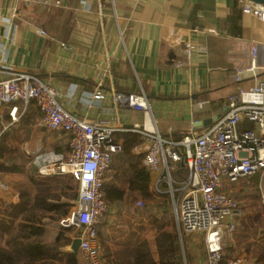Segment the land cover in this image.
<instances>
[{
	"label": "crops",
	"instance_id": "0c3cea01",
	"mask_svg": "<svg viewBox=\"0 0 264 264\" xmlns=\"http://www.w3.org/2000/svg\"><path fill=\"white\" fill-rule=\"evenodd\" d=\"M57 1L0 0V67L53 82L63 105L80 117L104 116L138 125L126 139L134 153L132 162L124 153L117 154L106 173L107 200L110 193L120 202L109 205L99 238L112 264H118L119 256L137 264L128 251H144L140 238L146 239L147 251L158 262V242L156 254L148 234L149 226L157 230L148 211L155 202L142 204L143 197H155V172L147 167L153 195L145 196L135 164L137 159L146 167L151 120L156 116L162 134L176 141L184 137L182 127L202 131L223 117L231 95L252 84L250 77L238 80V68L250 63L253 43H264V20L244 12L241 0ZM29 5L35 8L30 10ZM14 8L17 17L12 16ZM185 38L193 41L194 54L180 64ZM260 77L264 79V71ZM142 89L154 111L147 120L144 111L119 106L115 99L117 91ZM200 102L205 108H199ZM41 118L35 101L0 105V264H87L81 248L76 252L73 246L81 228L65 222L73 204L71 194L38 195L36 184L54 176H71L80 187L73 173L55 171L57 154L70 149V134L41 126ZM11 156L13 165L8 163ZM10 172L15 179L7 178L5 173ZM187 174L186 166L183 176L179 168L173 169L175 179ZM123 175H129L136 195L126 191L129 181ZM163 185L168 187L167 182ZM129 196L135 200L129 201ZM168 196L173 211V198ZM23 200L27 206L17 210ZM236 252L229 256L242 254ZM243 255L250 259L245 264H260L255 252Z\"/></svg>",
	"mask_w": 264,
	"mask_h": 264
},
{
	"label": "built area",
	"instance_id": "2783aa9c",
	"mask_svg": "<svg viewBox=\"0 0 264 264\" xmlns=\"http://www.w3.org/2000/svg\"><path fill=\"white\" fill-rule=\"evenodd\" d=\"M40 1L43 2L21 0L22 3ZM241 1L244 12L264 20V4L254 0ZM17 15L18 10L14 8L12 16ZM40 31L47 33L43 28ZM211 31L217 32V29ZM184 40L185 57L181 58L180 64L194 54L191 38ZM249 54L250 63L239 65L237 78L250 77L252 84L240 87L231 95L226 114L212 126L202 131H196L194 126L182 127L184 137L175 141L162 134L156 116L151 120L152 144L143 162L155 172V197H143L142 204L146 201L159 204L164 195L170 194L181 235L205 232L207 264H245L250 260L243 254L227 255L224 244L225 236L237 229L238 219L244 216L242 203L229 194L227 188L258 173L264 178V79L260 77L264 71V43H253ZM227 58H231L230 51ZM115 99L119 106L144 111L146 120L154 113L144 89L117 91ZM18 100L25 105L35 101L42 113L41 126L70 134V149L68 153L57 154L55 168V171L73 173L80 182L79 197L74 200L68 218L82 230L80 248L86 263L112 264L99 238V225L109 207L104 189L105 176L117 154L125 153L132 162L134 153L126 139L129 132L139 129L138 125L130 127L120 119L114 121L104 116L80 117L63 105L53 82L35 73L7 71L0 67V105ZM205 105L200 102L199 108H205ZM16 110L14 107V113ZM190 118L195 123L198 120L194 115ZM251 123L257 124L258 128L244 127ZM184 166L188 168V174L185 178L175 179L173 169L179 168L183 176ZM164 182L168 187H164ZM148 234L155 242V253L158 254L156 227L154 230L153 225L149 226ZM157 264H162L161 260Z\"/></svg>",
	"mask_w": 264,
	"mask_h": 264
},
{
	"label": "trees",
	"instance_id": "16d2710c",
	"mask_svg": "<svg viewBox=\"0 0 264 264\" xmlns=\"http://www.w3.org/2000/svg\"><path fill=\"white\" fill-rule=\"evenodd\" d=\"M135 164L141 178L142 189L145 196H152L153 194L150 187V172L148 171L147 167L141 164L139 160L136 159ZM242 183H244L243 189L253 188L256 190L258 195L259 193L261 195V184L263 183V181L260 173L244 178L240 180L238 184L241 185ZM36 185L38 195H41L42 193H53L56 195H59L60 193L61 195H63L64 193H66L71 194L73 200L79 197V185L78 183L74 182V179L71 176H54L50 182L37 183ZM231 187L232 186H230L228 189H231ZM228 193L231 194L232 192L230 193L228 191ZM39 199L42 198H38V204L42 201ZM133 200H135V197L129 196V201L132 202ZM27 204L28 203L23 200L18 204L17 210L25 208ZM170 205L171 199L169 198L168 194H166L159 204L151 206L148 211L151 214L150 216L153 223L157 226V242L162 264H184L179 229L177 227V222L175 220L173 211H171ZM68 213L69 209L66 210L65 216H67ZM140 242H142V246H144V251H141L139 249L128 251V253L134 255V257L138 261L137 264H157V258L150 250L147 251L146 239L140 238L139 243ZM254 252L258 257L257 262L260 264H264V248L255 249ZM118 259V264H130L120 256L118 257Z\"/></svg>",
	"mask_w": 264,
	"mask_h": 264
},
{
	"label": "rangeland",
	"instance_id": "374dc122",
	"mask_svg": "<svg viewBox=\"0 0 264 264\" xmlns=\"http://www.w3.org/2000/svg\"><path fill=\"white\" fill-rule=\"evenodd\" d=\"M16 153L21 154V152H16ZM130 153H131L130 150H128V155H130ZM12 159H14L12 156L9 157L8 159L9 165H13V163H11ZM5 174L7 178L15 179V175L12 172ZM21 176L24 179H26L27 175L23 176V174H21ZM123 176L125 179L129 181L128 188L126 191L132 193L133 195H136L132 187V184L130 182L129 175L127 178L125 175ZM262 181L264 182L263 177H262ZM238 183L239 182L233 183L231 189H228V191L230 193L232 192L231 194L242 203L244 208V216L238 219L237 229L233 233H229L225 236L224 244L227 255H233V253H235L238 250L239 251L236 253L250 254L252 251L254 252L255 249L264 248V198H263L264 184H261L262 192L261 195L260 193L258 195L255 189L253 188L243 189L244 183H242L241 185ZM24 188L25 187H23V189ZM108 202L109 205L111 203L118 205L120 200L115 199L114 196H110V193H108ZM71 211H72V205H71ZM173 213H175L174 204H173ZM179 234L181 240L182 257L184 258V262L186 261L185 263L187 264H206L207 251H206L205 232L204 231H194L191 233L184 232L183 237H181V233Z\"/></svg>",
	"mask_w": 264,
	"mask_h": 264
},
{
	"label": "water",
	"instance_id": "95a60500",
	"mask_svg": "<svg viewBox=\"0 0 264 264\" xmlns=\"http://www.w3.org/2000/svg\"><path fill=\"white\" fill-rule=\"evenodd\" d=\"M254 1L264 4V0H254ZM27 8L30 9V10H33L35 7L29 5V6H27ZM65 222L67 224H72L70 218L65 219ZM81 234L82 233H80V235ZM80 235L74 240V245L73 246H74V249L76 250V252H79V250H80V245H81V240H82Z\"/></svg>",
	"mask_w": 264,
	"mask_h": 264
},
{
	"label": "bare ground",
	"instance_id": "6f19581e",
	"mask_svg": "<svg viewBox=\"0 0 264 264\" xmlns=\"http://www.w3.org/2000/svg\"><path fill=\"white\" fill-rule=\"evenodd\" d=\"M132 174H133V176H134V178H135V181H136V183H137V177H136V174H135L134 170H133Z\"/></svg>",
	"mask_w": 264,
	"mask_h": 264
}]
</instances>
